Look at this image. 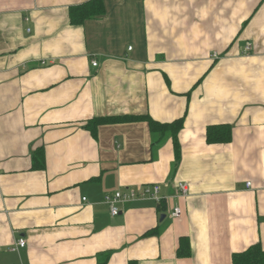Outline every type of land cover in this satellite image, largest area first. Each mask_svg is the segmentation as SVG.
I'll return each mask as SVG.
<instances>
[{
    "label": "crops",
    "instance_id": "1",
    "mask_svg": "<svg viewBox=\"0 0 264 264\" xmlns=\"http://www.w3.org/2000/svg\"><path fill=\"white\" fill-rule=\"evenodd\" d=\"M89 1L0 0V264H232L264 249V0H102L73 24ZM146 117L184 124L175 140ZM217 125L230 142H207ZM145 186L162 201L111 215L107 196Z\"/></svg>",
    "mask_w": 264,
    "mask_h": 264
},
{
    "label": "trees",
    "instance_id": "2",
    "mask_svg": "<svg viewBox=\"0 0 264 264\" xmlns=\"http://www.w3.org/2000/svg\"><path fill=\"white\" fill-rule=\"evenodd\" d=\"M104 13L105 7L102 0H91L82 5L71 8L70 19L73 24L81 25L87 19L102 16ZM146 122L149 124V127L152 132H172L174 134L175 140L176 136L178 135L179 131L183 128L184 124L183 119L177 120L171 124H161L152 120L149 117H146ZM231 140L232 130L229 125L210 126L207 130V142L209 144L230 142ZM36 156V159L38 161L37 163L45 167V157L43 151H39ZM159 209H161L162 211L165 210L162 205H159ZM186 241L187 239H182L181 247L179 250V256H190L188 244L186 243ZM232 264H264V249L261 247V245L258 244L251 246L246 251L235 253L233 255Z\"/></svg>",
    "mask_w": 264,
    "mask_h": 264
},
{
    "label": "built area",
    "instance_id": "3",
    "mask_svg": "<svg viewBox=\"0 0 264 264\" xmlns=\"http://www.w3.org/2000/svg\"><path fill=\"white\" fill-rule=\"evenodd\" d=\"M247 51L251 49V46L248 45L247 46ZM97 62L93 61V66L97 67ZM248 187L251 186V183L247 184ZM178 191L180 193V195L182 196H186L189 189L187 184H179L178 186ZM159 192H160V187L155 186V187H149V186H145V187H140L138 188L136 191H130L127 194H123V193H116L114 196H107L105 198V203L109 206L110 208V213L112 216H117L120 214L121 210L119 208V204H123V203H127V202H131L133 200H135L136 198H140V199H153L157 202H161L162 198L159 196ZM87 199H83L84 202H86ZM181 210L180 208H175L171 214L172 218H179L181 217ZM26 245V242L24 239H19L17 241V246L20 248H24Z\"/></svg>",
    "mask_w": 264,
    "mask_h": 264
},
{
    "label": "water",
    "instance_id": "4",
    "mask_svg": "<svg viewBox=\"0 0 264 264\" xmlns=\"http://www.w3.org/2000/svg\"><path fill=\"white\" fill-rule=\"evenodd\" d=\"M165 218V216H162V219L161 220H163Z\"/></svg>",
    "mask_w": 264,
    "mask_h": 264
}]
</instances>
